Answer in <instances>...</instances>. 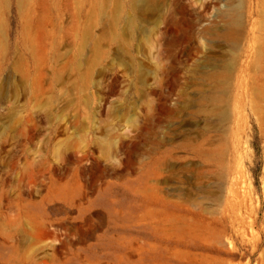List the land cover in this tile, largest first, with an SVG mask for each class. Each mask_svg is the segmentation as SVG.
I'll return each instance as SVG.
<instances>
[{
	"label": "rangeland",
	"instance_id": "rangeland-1",
	"mask_svg": "<svg viewBox=\"0 0 264 264\" xmlns=\"http://www.w3.org/2000/svg\"><path fill=\"white\" fill-rule=\"evenodd\" d=\"M139 1L0 0V264H264V0Z\"/></svg>",
	"mask_w": 264,
	"mask_h": 264
},
{
	"label": "bare ground",
	"instance_id": "bare-ground-1",
	"mask_svg": "<svg viewBox=\"0 0 264 264\" xmlns=\"http://www.w3.org/2000/svg\"><path fill=\"white\" fill-rule=\"evenodd\" d=\"M182 0H140L137 11L141 16V21L146 25L152 20L151 16H164L167 14L164 26V36L169 48H180L183 43L182 30L189 29L188 20L185 19L186 9L181 3ZM239 36L237 23L229 24L228 37L235 44Z\"/></svg>",
	"mask_w": 264,
	"mask_h": 264
}]
</instances>
